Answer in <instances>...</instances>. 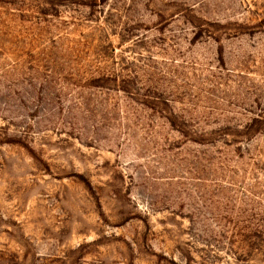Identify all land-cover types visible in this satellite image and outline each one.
I'll return each mask as SVG.
<instances>
[{"label":"rangeland","instance_id":"obj_1","mask_svg":"<svg viewBox=\"0 0 264 264\" xmlns=\"http://www.w3.org/2000/svg\"><path fill=\"white\" fill-rule=\"evenodd\" d=\"M0 264H264V0H0Z\"/></svg>","mask_w":264,"mask_h":264}]
</instances>
